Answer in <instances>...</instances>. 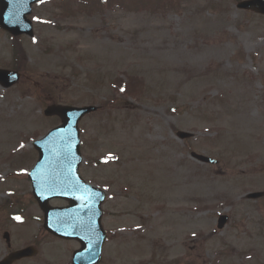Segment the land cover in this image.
Listing matches in <instances>:
<instances>
[{"label": "rangeland", "instance_id": "374dc122", "mask_svg": "<svg viewBox=\"0 0 264 264\" xmlns=\"http://www.w3.org/2000/svg\"><path fill=\"white\" fill-rule=\"evenodd\" d=\"M236 1L177 0L158 12L115 4L91 16L76 10L86 0L37 3L20 60L0 28V68L21 73L0 85V257L4 230L13 246L44 234L39 221L14 225L2 207L32 200V143L59 124L43 115L59 103L99 106L79 129L80 173L108 195L100 264H264V197H244L264 191V16ZM128 75L143 84L116 93ZM178 130L194 136L179 140ZM220 214L228 221L218 230ZM40 247L17 264H69L74 248L52 237Z\"/></svg>", "mask_w": 264, "mask_h": 264}, {"label": "water", "instance_id": "95a60500", "mask_svg": "<svg viewBox=\"0 0 264 264\" xmlns=\"http://www.w3.org/2000/svg\"><path fill=\"white\" fill-rule=\"evenodd\" d=\"M37 0H0V25L13 34L27 33L31 34V23L25 15L30 12V5ZM239 8L251 9L259 13H264V0H245L237 5ZM0 76L4 77L2 82L9 86L17 79V74L11 71H0ZM94 107L71 108L61 106H50L45 114H58L62 118L63 125L50 132L44 139L35 143L39 149L40 158L31 173V179L34 185V194L38 198L41 208L45 212V227L52 233L61 237H71L75 220L71 215L72 207H69L64 213L62 211L54 212L47 207V200L52 196L82 195L83 198L92 197V203L95 204L93 211L90 212L89 222L94 231L98 234V245L96 243L93 250V259L86 263L90 264L99 261V247L102 240V230L100 225L99 203L102 193L98 190L88 187L85 188L84 182L79 178L77 167L80 160L78 151V130L76 127L78 119L85 113L92 111ZM180 137L190 136L187 133H178ZM196 159L203 162L214 163L215 160L203 155L192 154ZM40 178V179H39ZM81 192V193H79ZM263 193H252L248 197H259ZM100 198V199H99ZM73 203V202H72ZM86 213V212H85ZM227 217L220 216L218 227L221 228L226 223ZM96 237L97 235H93ZM76 237V236H75ZM33 248H25L8 255L0 264H10L13 261L34 254ZM86 252L83 247L79 254L73 259L74 264H78L80 258ZM82 253V254H80ZM76 257V258H75ZM86 256L82 262H85Z\"/></svg>", "mask_w": 264, "mask_h": 264}, {"label": "flooded vegetation", "instance_id": "af4514ba", "mask_svg": "<svg viewBox=\"0 0 264 264\" xmlns=\"http://www.w3.org/2000/svg\"><path fill=\"white\" fill-rule=\"evenodd\" d=\"M20 203H15V208H16V212L15 213H12V212H10L9 213V217H8V220L11 222V223H14V225H17V223L18 224H20V221L23 219H25V220H28V218L27 217H30V218H32L31 220H35V221H39V217H36V215H25V213H24V207H22L21 205H19ZM138 225H140V223H138ZM141 227L140 226H138L137 227V229H140ZM107 229H108V227H107ZM107 231V230H106ZM106 235H107V237L108 236H110V234H109V232L107 231V233H106ZM10 236H11V233H10ZM11 238H12V236H11ZM44 237L43 236H39V235H36V238H35V241L34 242H32V243H28V244H24V245H20V246H13V245H11L10 244V246L8 245V243H6L5 244V249H8V250H10L11 249V247H16L17 249L18 248H21V247H27V246H29V245H35L36 247H40L41 245H43V243H44ZM71 243H72V246L73 247H80V242L79 241H77V240H72V241H70ZM15 248V249H16ZM75 248L73 249V250H75ZM24 260V259H23ZM23 260H20V261H23Z\"/></svg>", "mask_w": 264, "mask_h": 264}, {"label": "bare ground", "instance_id": "6f19581e", "mask_svg": "<svg viewBox=\"0 0 264 264\" xmlns=\"http://www.w3.org/2000/svg\"><path fill=\"white\" fill-rule=\"evenodd\" d=\"M161 53V52H160ZM178 56L182 57L183 59H185V54L184 53H181L179 51L176 52ZM187 60V59H185ZM189 61V60H188Z\"/></svg>", "mask_w": 264, "mask_h": 264}]
</instances>
